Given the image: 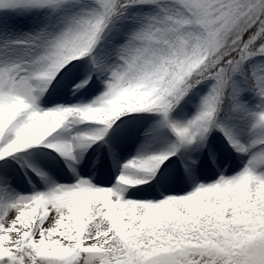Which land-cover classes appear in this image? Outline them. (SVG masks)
Here are the masks:
<instances>
[{"label": "snow or ice", "instance_id": "6c2138e0", "mask_svg": "<svg viewBox=\"0 0 264 264\" xmlns=\"http://www.w3.org/2000/svg\"><path fill=\"white\" fill-rule=\"evenodd\" d=\"M0 264H264V0H0Z\"/></svg>", "mask_w": 264, "mask_h": 264}]
</instances>
